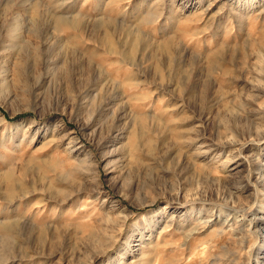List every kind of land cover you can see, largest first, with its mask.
Segmentation results:
<instances>
[{
    "label": "rangeland",
    "instance_id": "1",
    "mask_svg": "<svg viewBox=\"0 0 264 264\" xmlns=\"http://www.w3.org/2000/svg\"><path fill=\"white\" fill-rule=\"evenodd\" d=\"M261 246L264 0H0V264Z\"/></svg>",
    "mask_w": 264,
    "mask_h": 264
},
{
    "label": "bare ground",
    "instance_id": "2",
    "mask_svg": "<svg viewBox=\"0 0 264 264\" xmlns=\"http://www.w3.org/2000/svg\"><path fill=\"white\" fill-rule=\"evenodd\" d=\"M258 182V181H257ZM208 223V222H207ZM243 227V226H242ZM249 229V228H248ZM236 231V229L235 230H233V232H235ZM237 232V231H236ZM259 233H260V231H259ZM256 238H258V236L256 237ZM260 238V237H259ZM257 243V242H256ZM253 244V243H252ZM253 248V247H252ZM261 248H264L263 246H261ZM259 254H261L260 252L259 253H257L256 254V256H255V259H254V261H251L249 264H261V261H259L258 260V255ZM249 258V257H248Z\"/></svg>",
    "mask_w": 264,
    "mask_h": 264
}]
</instances>
